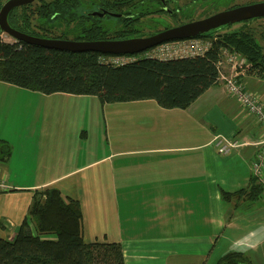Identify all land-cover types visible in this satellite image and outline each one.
Masks as SVG:
<instances>
[{
	"label": "crops",
	"instance_id": "crops-1",
	"mask_svg": "<svg viewBox=\"0 0 264 264\" xmlns=\"http://www.w3.org/2000/svg\"><path fill=\"white\" fill-rule=\"evenodd\" d=\"M241 78L264 101V76L253 70ZM48 98L60 106H28ZM94 112V142L83 122L85 145L75 132L61 138L62 116ZM44 115L57 124L51 135L39 124ZM262 137L255 115L219 82L186 108H165L155 99L102 103L0 81V140L11 145L0 159L9 185L0 191V237H14L36 189L57 187L80 202L84 240L120 242L125 264H215L232 250L264 264V191L252 200L222 196L250 187ZM227 139L238 145L221 152Z\"/></svg>",
	"mask_w": 264,
	"mask_h": 264
},
{
	"label": "trees",
	"instance_id": "trees-1",
	"mask_svg": "<svg viewBox=\"0 0 264 264\" xmlns=\"http://www.w3.org/2000/svg\"><path fill=\"white\" fill-rule=\"evenodd\" d=\"M147 2L37 0L15 7L8 19L13 27L44 37L69 38L71 30L75 35L71 39L76 40L142 36L137 27L142 18L152 12H166L163 7L143 9ZM99 7L122 14L116 19L118 28H107L101 18L91 14ZM172 17H177L176 10ZM250 21L245 20L235 29H216L200 35L213 39L204 55L171 59L141 56L123 65L101 60L102 56L113 53L68 51L23 40L6 41L0 29V81L45 94L97 95L102 103L155 99L165 108H186L217 83L216 63L222 47L240 51L252 63L248 71L257 70L264 76V45L249 27ZM57 27L60 33L55 32ZM10 154V143L1 139L0 159L7 160ZM261 192L263 186L253 176L249 188L223 190L222 196L229 200L243 195L252 200ZM83 235V213L77 199L63 194L57 187L36 189L14 237H0V264H125L120 242H86ZM215 264L252 262L243 251L232 250L222 254Z\"/></svg>",
	"mask_w": 264,
	"mask_h": 264
},
{
	"label": "water",
	"instance_id": "water-1",
	"mask_svg": "<svg viewBox=\"0 0 264 264\" xmlns=\"http://www.w3.org/2000/svg\"><path fill=\"white\" fill-rule=\"evenodd\" d=\"M34 0H6L0 8V29L16 40L40 44L49 48L68 51H99L113 54H135L169 40L197 37L220 29L223 26L249 19L264 17V0L224 9L203 18L165 28L146 36L107 38L97 40H76L71 38L44 37L29 34L13 27L8 19L12 9ZM101 16L105 11L99 13Z\"/></svg>",
	"mask_w": 264,
	"mask_h": 264
},
{
	"label": "built area",
	"instance_id": "built-area-1",
	"mask_svg": "<svg viewBox=\"0 0 264 264\" xmlns=\"http://www.w3.org/2000/svg\"><path fill=\"white\" fill-rule=\"evenodd\" d=\"M211 37H192L169 40L157 44L149 49L135 54H111L102 56L101 60L112 65H123L136 60L141 56L159 59H171L185 56L204 55L212 46ZM218 69L217 82L223 84L229 95L235 97L248 113L255 115L262 130L263 137L257 157L252 164L253 176L262 184L264 191V101L259 93L249 90L242 76L251 68L252 63L236 49L222 47L220 57L216 63ZM237 141L225 140L220 146L221 152L228 151L237 146ZM9 189V185L0 177V191Z\"/></svg>",
	"mask_w": 264,
	"mask_h": 264
},
{
	"label": "rangeland",
	"instance_id": "rangeland-1",
	"mask_svg": "<svg viewBox=\"0 0 264 264\" xmlns=\"http://www.w3.org/2000/svg\"><path fill=\"white\" fill-rule=\"evenodd\" d=\"M147 1L148 2L143 7V9L149 8L150 10H155L161 7V5L158 4V2L155 0H151V1L147 0ZM251 1H257V0H171L170 2L171 4H169V7L170 9L173 8V10L177 11V17L176 18L172 17L167 12H152L151 14L144 16L142 18V20L137 26L140 29L138 33L143 34L142 36L150 35L157 31L163 30L165 28L178 25L180 24L181 21H187V20L189 21L190 19L194 20V19L203 18L207 16L208 14H213L215 12L224 10L235 3L240 4V3H246V2H251ZM258 1H263V0H258ZM101 22L104 26L110 29H115V28H118L119 26V23L117 22L116 17H113V16L102 17ZM244 22L245 21H240V22L230 24L228 26H223L221 31L238 28ZM248 24H249V27L253 29V31L255 32L259 41L264 45V17H261L258 19H252V21L248 22ZM55 32L60 33V28L58 27L55 28ZM74 36H75L74 32L71 30L69 32V38H73ZM135 36H140V35H135ZM2 37L6 41H10V42L16 41V38L7 34L6 32H2ZM79 101L80 100L76 102L77 103L76 108H79V104L82 103ZM53 103L56 106L57 105L60 106V99L54 98V101H52L51 99L48 98L44 101H40L37 105H33V104L31 105L30 103H28V106L30 107V109H33L34 107H37V108L44 107V109H50L53 107L51 106ZM61 106H64L65 108V105H61ZM67 108L69 109L70 105H68ZM89 108L91 110H95V105L91 103L89 105ZM94 114L96 115V113L94 112L93 116L91 115V117L90 116L83 117L77 113L75 114L77 117L75 118V121H72L73 117L69 118L68 116H66L65 119L70 120V121L65 124H64L65 119L62 116L60 118V124H58V126L60 127L59 135L62 138V131H63L65 134V138H64V141H65L68 136H70V138H73L72 134L73 132H75L74 136L77 142H80L83 145H85L86 144L84 143L85 137L80 136L82 131H80L81 129H78L79 127L78 123L83 122L85 125H87V130L89 131L90 139L88 141L94 142L98 137V136L96 137L97 132H96V128H94L93 126V122L91 124V120L94 117ZM52 119H53L52 116L44 115L43 123L39 122L40 125L43 124L45 126V129L48 135L52 134L51 127L57 125L55 122L52 121ZM29 120H31V116L29 117ZM94 120H95V117H94ZM94 125H95V122H94ZM73 127L77 128V130L75 129V131H72Z\"/></svg>",
	"mask_w": 264,
	"mask_h": 264
},
{
	"label": "flooded vegetation",
	"instance_id": "flooded-vegetation-1",
	"mask_svg": "<svg viewBox=\"0 0 264 264\" xmlns=\"http://www.w3.org/2000/svg\"><path fill=\"white\" fill-rule=\"evenodd\" d=\"M3 2H2V4L6 1V0H2ZM37 0H34L33 2H36ZM155 1H157L158 2V4H160L161 5V7L160 8H164V9H166V12L170 15V16H172V13H173V8L172 9H170V7H169V5L167 6V4L166 3H168V4H171L170 2H171V0H155ZM258 1V0H257ZM251 2H255V1H251ZM251 2H246V3H235V4H233V5H231L230 7H228V8H226V9H229V8H232V7H235V6H238V5H242V4H247V3H251ZM30 3H32V2H30ZM2 4H1V6H2ZM1 8V7H0ZM157 9H159V8H157ZM105 11V14L104 15H100L99 13L100 12H102V11ZM91 14L92 15H96V16H98L99 18H102V17H109V16H113V17H116V19L117 18H119L122 14L120 13V12H113V11H111V10H109V9H106V8H103V7H99V8H96V9H94V10H92L91 11ZM208 15H210V14H208ZM207 15V16H208ZM119 23V22H118Z\"/></svg>",
	"mask_w": 264,
	"mask_h": 264
}]
</instances>
